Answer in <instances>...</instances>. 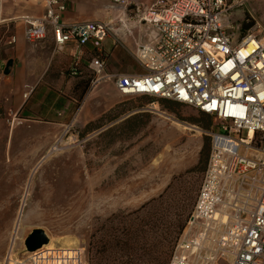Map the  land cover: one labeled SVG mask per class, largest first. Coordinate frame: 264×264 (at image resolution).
Masks as SVG:
<instances>
[{"label":"rangeland","instance_id":"1","mask_svg":"<svg viewBox=\"0 0 264 264\" xmlns=\"http://www.w3.org/2000/svg\"><path fill=\"white\" fill-rule=\"evenodd\" d=\"M123 1L134 16L136 5L141 10L154 0ZM249 14L264 22L261 0H243L232 11L239 31L251 24ZM113 93L112 109L66 130L20 122L17 101L0 105V262L12 238L22 255L24 240L41 230L49 239L44 247L75 242L82 264H168L194 206L210 134L220 125L172 101ZM43 109L37 115L50 118ZM169 186L165 203L152 204L159 214L147 208L133 215ZM152 221L155 230L147 226Z\"/></svg>","mask_w":264,"mask_h":264},{"label":"built area","instance_id":"2","mask_svg":"<svg viewBox=\"0 0 264 264\" xmlns=\"http://www.w3.org/2000/svg\"><path fill=\"white\" fill-rule=\"evenodd\" d=\"M38 1L42 15L20 19L25 41L37 45L50 36L54 54L68 44L89 45L94 51L88 64L91 87L110 81L120 96L172 101L220 125L210 134L194 206L168 264H264V22L249 14L251 24L239 31L231 16L243 0H154L136 9L150 30L134 55L143 72L108 75L102 45L111 35L110 24H65L69 0ZM109 1L112 7L125 5ZM9 23L14 24L0 21ZM15 43L13 34L3 45ZM77 66L71 63L69 72ZM13 245L12 238L0 264H82L78 247L48 246L19 255Z\"/></svg>","mask_w":264,"mask_h":264},{"label":"crops","instance_id":"3","mask_svg":"<svg viewBox=\"0 0 264 264\" xmlns=\"http://www.w3.org/2000/svg\"><path fill=\"white\" fill-rule=\"evenodd\" d=\"M0 21L13 22L16 43L4 50L5 60L0 57L3 71L11 61L9 74L0 76V105L17 101L14 114L22 108L20 122L44 121L51 127L66 130L82 127L100 118L117 105L110 81L90 86L93 79L88 64L94 56L93 49L86 45L77 49L68 44L62 53H53L50 36L37 45L28 44L23 37V17L38 18L43 8L38 0H0ZM126 13V6L112 7L102 0H69L62 17L65 24L83 22H107L111 35L103 42L107 53L104 73L108 75L140 74L135 60V51L149 38L150 30L140 23L138 17ZM127 12H132L127 11ZM1 56V55H0ZM77 61L75 73H70L71 63ZM139 67V68H137ZM31 91L27 98L23 95ZM40 105L50 118L37 115Z\"/></svg>","mask_w":264,"mask_h":264},{"label":"trees","instance_id":"4","mask_svg":"<svg viewBox=\"0 0 264 264\" xmlns=\"http://www.w3.org/2000/svg\"><path fill=\"white\" fill-rule=\"evenodd\" d=\"M14 34V26H13V24L12 23H9V24H7V25H0V57L2 58V59H4L5 60V54H4V50H5V48H7L6 46H4L3 45V42H4V40L7 38V37H9V36H12ZM161 106H163V104H160ZM203 151H204V147H203V149L201 150V152H200V156L202 155V153H203ZM170 191H171V188H170V186L165 190V192L161 195V196H159V198H158V200L156 201V200H153V201H151L150 203H148V204H146V205H144V206H142L137 212H135V213H133V215L134 214H138L140 211H144V210H146L147 208H149V210H153V215H157V214H159L160 213V211L158 212L157 210L158 209H156L155 210V208L153 207V208H151L152 207V204H155V203H157V202H159V203H161V205L162 204H164L165 202V200L167 199L166 197H169V194H170ZM151 208V209H150ZM155 211V212H154ZM147 226H150L151 227V229H156V228H158L157 227V225H156V223H153V221L152 222H147ZM178 230H181V225H180V227H178ZM183 231V230H182ZM182 233V232H181ZM125 245H127L126 243H125Z\"/></svg>","mask_w":264,"mask_h":264},{"label":"water","instance_id":"5","mask_svg":"<svg viewBox=\"0 0 264 264\" xmlns=\"http://www.w3.org/2000/svg\"><path fill=\"white\" fill-rule=\"evenodd\" d=\"M12 62L7 61L2 71L3 75L7 76L9 74V68L11 67ZM48 243V238L44 235L41 230H34L30 235L24 240V248L28 253L35 252Z\"/></svg>","mask_w":264,"mask_h":264},{"label":"bare ground","instance_id":"6","mask_svg":"<svg viewBox=\"0 0 264 264\" xmlns=\"http://www.w3.org/2000/svg\"><path fill=\"white\" fill-rule=\"evenodd\" d=\"M157 104H152V109L153 110H156L157 109ZM251 132H250V134H249V136L251 137ZM17 222L20 224V220H19V218H18V220H17ZM48 242H49V239H48ZM48 244V243H47ZM46 244V245H47ZM53 245L55 246V247H66V248H70V247H74L75 246V242H73V241H65V240H57V241H55L54 243H53Z\"/></svg>","mask_w":264,"mask_h":264}]
</instances>
